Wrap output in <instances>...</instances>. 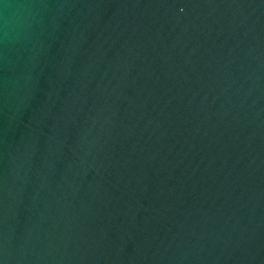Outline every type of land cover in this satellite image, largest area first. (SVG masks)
<instances>
[{
  "label": "water",
  "instance_id": "1",
  "mask_svg": "<svg viewBox=\"0 0 264 264\" xmlns=\"http://www.w3.org/2000/svg\"><path fill=\"white\" fill-rule=\"evenodd\" d=\"M0 264H264V0H0Z\"/></svg>",
  "mask_w": 264,
  "mask_h": 264
}]
</instances>
